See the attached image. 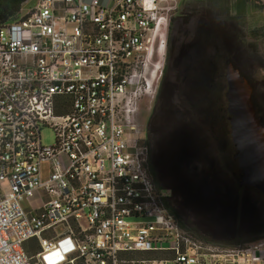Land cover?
<instances>
[{"label":"built area","instance_id":"obj_1","mask_svg":"<svg viewBox=\"0 0 264 264\" xmlns=\"http://www.w3.org/2000/svg\"><path fill=\"white\" fill-rule=\"evenodd\" d=\"M172 3L38 0L0 25V264H264V238L211 252L150 172Z\"/></svg>","mask_w":264,"mask_h":264},{"label":"rangeland","instance_id":"obj_2","mask_svg":"<svg viewBox=\"0 0 264 264\" xmlns=\"http://www.w3.org/2000/svg\"><path fill=\"white\" fill-rule=\"evenodd\" d=\"M247 1V2H246ZM38 0H28L21 7L29 10L37 4ZM247 8L243 14H238L236 7L238 0H176L175 7L170 11V34L168 50L172 49L179 57L189 54L191 62L202 63L214 58L218 61V76L225 70L228 61L233 62L252 81L264 82V0H245ZM168 6L165 4V7ZM231 16L233 20L232 34L218 28V18ZM242 17L241 19H238ZM232 35V36H231ZM235 38V39H234ZM205 45H209L204 55ZM214 48L217 52H214ZM167 50V51H168ZM206 52V51H205ZM220 72V73H219ZM173 71L168 72L166 81L171 80ZM220 85V82L217 81ZM218 85V86H219ZM222 88V84H221ZM213 95L218 96L222 110L223 94H219V87ZM193 92L189 91V94ZM187 97V96H186ZM180 101L183 100L179 97ZM194 100V97H190ZM156 101L150 105L142 106L139 120L148 121L151 110ZM264 118V113L262 112ZM221 128L224 125L221 124ZM209 126H205L201 133L200 144L182 142L159 144L153 143L151 137L147 140L152 147L154 157L163 155L164 164L160 174L173 186L186 192L190 206L196 207L203 217L204 231H210L219 236L221 231H229L230 235L264 232V203L259 200L256 192L250 191L245 200L236 196V187L231 181L223 177L217 167L218 150L214 137L209 133ZM148 129L146 128V133ZM194 133L196 131H193ZM148 137V134H147ZM43 146H52L56 143L55 131L50 127L41 129ZM209 175L211 178L209 177ZM238 205H245L247 213L237 225L239 214ZM191 206V207H192ZM196 210V209H195ZM202 223V224H203ZM211 252L224 253L231 249L221 245H209Z\"/></svg>","mask_w":264,"mask_h":264},{"label":"trees","instance_id":"obj_3","mask_svg":"<svg viewBox=\"0 0 264 264\" xmlns=\"http://www.w3.org/2000/svg\"><path fill=\"white\" fill-rule=\"evenodd\" d=\"M28 0H0V25L6 22L12 21L18 17V14L21 11V7ZM247 2V1H246ZM245 0H238L236 4L237 9L239 10L238 14H243L247 8ZM239 17L238 19H241ZM177 54H174L173 50L169 49L167 51L166 57V66L164 71V77L162 80L161 88L159 94L157 96L156 104L161 97L168 96L169 94V84L166 81V77L168 76V72L173 70L171 61L176 58ZM175 72V71H174ZM176 73V72H175ZM245 75V73L242 71ZM177 74V73H176ZM214 71L212 67H210L209 63H206L205 69L201 71V76L199 79V87L198 95H196V99L199 101L202 108L207 111L210 101H212L213 93L217 90V80L214 77ZM249 79V78H248ZM250 80V79H249ZM220 81L222 84V100L224 103V110L226 116L227 113V100L225 99L224 93L227 89V83L224 76V71L221 74ZM251 82V81H250ZM258 115L261 114L258 112ZM211 116V115H210ZM211 118V117H210ZM210 124L213 123V117L210 119ZM209 133L213 135L215 138L214 142L216 144L218 155H217V167L223 177L228 178L233 186L236 187V196L238 198V202L242 199L245 200L248 197V193L250 191L256 192L259 195V200L264 203L263 195L254 188L249 187H241L240 186V172L237 165V162L234 160V147L231 139V129L230 125L226 119V124L219 133L217 128H214L213 124L209 127ZM151 133V130H150ZM152 135V133H151ZM151 144V143H150ZM152 145V144H151ZM164 164L163 155H159L154 157L152 154L151 147V156H150V165L149 169L154 178L156 185L161 189L165 190L168 193V197L165 199V206L168 211L175 217L179 225L186 230L188 233L193 235L199 240L204 241L207 244L211 245H221L225 247L236 248L243 246L245 244L255 242L264 238V232L260 234H250L243 233L230 235L229 231H221L219 236L213 235L210 231H204L202 229L203 225H206L203 217L200 214V211L196 207L190 206L192 203L188 200L186 192L183 190L173 186L168 180L160 174V169ZM212 175H209V177ZM211 178V177H210ZM211 180H214L211 178ZM190 201V202H188ZM196 209V210H195ZM247 211V207L245 205H238L237 212L239 214V218L237 220V225L241 223L242 217L245 215ZM203 223V224H202Z\"/></svg>","mask_w":264,"mask_h":264},{"label":"flooded vegetation","instance_id":"obj_4","mask_svg":"<svg viewBox=\"0 0 264 264\" xmlns=\"http://www.w3.org/2000/svg\"><path fill=\"white\" fill-rule=\"evenodd\" d=\"M218 28L222 31L224 30L226 33L232 34L233 28V20L231 16H225L224 18H218L217 20ZM171 25V21H170ZM170 34V28H169ZM232 36V35H231ZM235 39V38H234ZM204 55L208 52L210 48L209 45H205ZM172 50V49H171ZM206 51V52H205ZM214 52H217V49L214 48ZM174 52V51H173ZM183 56L179 57L178 54L174 60L171 61V65L173 68V77L171 80H168L169 84V94L164 98L158 101L159 103L155 104L154 108L151 110L150 117L147 122H145V128L148 129L147 134L148 138L151 137L153 143L159 144H167V143H177L181 144L182 142H193L200 144L201 141V133H204L205 126H211L213 124L214 128L221 131V124L225 126L226 119L229 123V114L226 116L224 110V103L222 104V110L218 101V96H213L212 101H210L209 107L207 111L202 108L199 101L195 98L198 95L199 87V79L201 76V71L205 69L206 63L210 64L214 71V77L217 81L220 82V85L217 83L219 87V94L222 91L221 88V73L218 76V61L215 57L211 59H207L206 62L202 63V58L198 62H191V57L189 54H182ZM231 61H228L229 63ZM226 63V65H227ZM264 64V61H262ZM226 65L224 70V76L226 73ZM177 73H175V72ZM250 79V78H249ZM251 81L253 87V96L256 105L257 111L261 114L264 113V82L262 80ZM190 92H193L192 95ZM227 91V89H226ZM226 92L224 93L225 96ZM187 96V97H186ZM182 97L183 100L180 101ZM190 97H194V100ZM226 99V97H225ZM157 100V99H156ZM227 102V101H226ZM228 105V104H227ZM227 110V109H226ZM228 113V111H227ZM211 115V116H210ZM214 119L213 123L210 124L209 118ZM210 118V119H211ZM264 121V118H263ZM230 125V123H229ZM208 127V128H209ZM151 130V133H150ZM193 131H196L195 133ZM215 140V138H214ZM152 144V142L150 141ZM233 144V142H232ZM234 147V160L236 149ZM238 165V163H237ZM239 168V166H238ZM240 172V186L243 187L245 185H241L242 177ZM249 187V186H245ZM252 188V187H249Z\"/></svg>","mask_w":264,"mask_h":264},{"label":"water","instance_id":"obj_5","mask_svg":"<svg viewBox=\"0 0 264 264\" xmlns=\"http://www.w3.org/2000/svg\"><path fill=\"white\" fill-rule=\"evenodd\" d=\"M227 111L241 185L258 190L264 197V121L256 109L250 80L233 63L226 65Z\"/></svg>","mask_w":264,"mask_h":264}]
</instances>
